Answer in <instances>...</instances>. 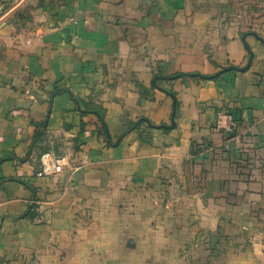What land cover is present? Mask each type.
<instances>
[{"label": "crops", "instance_id": "obj_1", "mask_svg": "<svg viewBox=\"0 0 264 264\" xmlns=\"http://www.w3.org/2000/svg\"><path fill=\"white\" fill-rule=\"evenodd\" d=\"M0 264H264V0L1 6Z\"/></svg>", "mask_w": 264, "mask_h": 264}, {"label": "built area", "instance_id": "obj_2", "mask_svg": "<svg viewBox=\"0 0 264 264\" xmlns=\"http://www.w3.org/2000/svg\"><path fill=\"white\" fill-rule=\"evenodd\" d=\"M64 171V165L54 154L45 153L40 157V171L37 173V177H52L62 174Z\"/></svg>", "mask_w": 264, "mask_h": 264}, {"label": "rangeland", "instance_id": "obj_3", "mask_svg": "<svg viewBox=\"0 0 264 264\" xmlns=\"http://www.w3.org/2000/svg\"><path fill=\"white\" fill-rule=\"evenodd\" d=\"M17 1L18 0H0V7L2 6L4 8H7V10L12 9V7L16 5ZM27 8H29V6ZM12 18H13L12 20L13 22L17 24H22L21 21L22 20L26 21L25 19L32 18V14H27V12L23 14L22 9L20 8L18 9V11L15 12V15Z\"/></svg>", "mask_w": 264, "mask_h": 264}, {"label": "trees", "instance_id": "obj_4", "mask_svg": "<svg viewBox=\"0 0 264 264\" xmlns=\"http://www.w3.org/2000/svg\"><path fill=\"white\" fill-rule=\"evenodd\" d=\"M26 18V17H25ZM26 20V19H25ZM171 78H166V77H155V82H154V88H157V89H160V90H163V89H161L160 88V86H159V84H158V82H160V81H162V80H165V81H167V80H170ZM164 91V90H163ZM59 92H61V91H56L55 92V94H57V93H59ZM172 97H173V99H174V101H175V110L177 109V107H178V101L176 100V98H175V96L174 95H172ZM97 115H98V117H99V119L103 122V120H104V118L102 117V115L101 114H99V113H97ZM141 122H143V123H148V121H146V120H141ZM103 126H104V128L106 127V125L103 123ZM136 126V128H137V124H135V125H133V127H131L129 130H132L134 127ZM153 128H155V127H153ZM157 128H162L163 130H168L169 128L168 127H165V126H160V127H157ZM42 156V155H41Z\"/></svg>", "mask_w": 264, "mask_h": 264}, {"label": "water", "instance_id": "obj_5", "mask_svg": "<svg viewBox=\"0 0 264 264\" xmlns=\"http://www.w3.org/2000/svg\"><path fill=\"white\" fill-rule=\"evenodd\" d=\"M252 56L250 54L249 62H251ZM235 70V69H228V71ZM243 71V70H240ZM190 78H201L199 75H189ZM172 123H175V114L172 115Z\"/></svg>", "mask_w": 264, "mask_h": 264}]
</instances>
